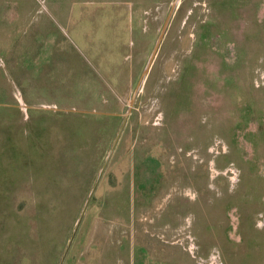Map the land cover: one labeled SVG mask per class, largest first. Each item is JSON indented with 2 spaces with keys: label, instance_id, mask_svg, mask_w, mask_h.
Masks as SVG:
<instances>
[{
  "label": "rangeland",
  "instance_id": "374dc122",
  "mask_svg": "<svg viewBox=\"0 0 264 264\" xmlns=\"http://www.w3.org/2000/svg\"><path fill=\"white\" fill-rule=\"evenodd\" d=\"M173 1L0 0V264H221L208 232L250 242L264 0H179L141 80Z\"/></svg>",
  "mask_w": 264,
  "mask_h": 264
},
{
  "label": "crops",
  "instance_id": "0c3cea01",
  "mask_svg": "<svg viewBox=\"0 0 264 264\" xmlns=\"http://www.w3.org/2000/svg\"><path fill=\"white\" fill-rule=\"evenodd\" d=\"M260 187H264V184L261 185ZM258 189V188H257ZM256 189L255 190H250L248 194L250 195V200L248 201L249 204L252 206L254 203H259L258 207V212L260 211L264 218V195L257 196L256 194ZM215 202L213 206L216 204V199H214ZM260 209V210H259ZM212 210V209H209ZM256 211V210H255ZM263 222H259V225L256 226L253 225L252 221L247 227V232L246 234L249 235V243L248 242H243L241 236H232L231 235V230L229 233V241H227V244H216L214 241L215 236H218L220 234V227L219 230L216 231L212 235V233L208 232V235L212 236L211 239H213V242L210 245H206L205 251H209L210 253L213 251H218L221 254V264H264V220ZM256 231L261 232L262 237L260 240H257ZM236 234V232H235ZM260 244H258V243ZM228 251V252H227Z\"/></svg>",
  "mask_w": 264,
  "mask_h": 264
},
{
  "label": "water",
  "instance_id": "95a60500",
  "mask_svg": "<svg viewBox=\"0 0 264 264\" xmlns=\"http://www.w3.org/2000/svg\"><path fill=\"white\" fill-rule=\"evenodd\" d=\"M178 1H179V0H174L173 3H172V6H171V9H170V12H169V14H168V16H167V18H166V20H165V23H164L163 28H162V30H161L160 36H159V38H158V40H157L156 46H155V48H154V50H153V52H152V55H151L150 60H149V62H148V64H147V67H146L145 70H144V73H143V75H142L141 80H143L144 76L147 74V72H148V70H149V68H150V66H151V64H152V62H153V60H154V58H155V56H156V54H157V51H158V49H159V47H160V45H161L162 39H163L164 34H165V32H166V29H167V27H168V25H169V23H170V20H171V18H172V15H173V13H174V10H175V8H176V6H177V4H178ZM140 84H141V83L138 84V87H137L136 91L134 92V95H133V97H132V102L134 101V99H135V97H136V95H137V91H138V89H139ZM104 169H105V166H104V168L102 169L101 174H100V176H99V178H98V180H97V182H96V184H95V186H94V188H93V190H92V192H91V194H90L91 196H92V194L94 193V191H95V189H96V187H97V185H98V183H99V181H100V178H101V176H102V174H103V172H104Z\"/></svg>",
  "mask_w": 264,
  "mask_h": 264
},
{
  "label": "built area",
  "instance_id": "2783aa9c",
  "mask_svg": "<svg viewBox=\"0 0 264 264\" xmlns=\"http://www.w3.org/2000/svg\"><path fill=\"white\" fill-rule=\"evenodd\" d=\"M214 261H217V259L214 258Z\"/></svg>",
  "mask_w": 264,
  "mask_h": 264
}]
</instances>
